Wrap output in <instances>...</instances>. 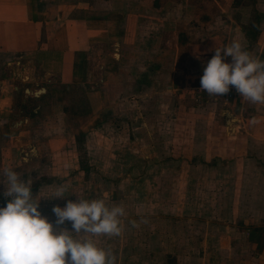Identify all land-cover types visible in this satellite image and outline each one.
Segmentation results:
<instances>
[{"label":"crops","instance_id":"crops-1","mask_svg":"<svg viewBox=\"0 0 264 264\" xmlns=\"http://www.w3.org/2000/svg\"><path fill=\"white\" fill-rule=\"evenodd\" d=\"M134 1L131 21L127 0H73L67 11L40 0H0V181L5 168L16 171L30 182L40 211L46 203L63 209L71 199L49 197L57 186H73L75 177L86 192L72 202L101 194L109 206L125 209L123 224L146 222L150 231L140 247L136 229L123 230L122 237L133 238L118 244L117 252L125 250L117 264H160L165 255L172 264H264V105L238 94L230 103L197 108L173 95L203 74L215 47L238 41L264 60V30L252 46L251 32L223 21L217 0ZM191 83L188 91L196 86ZM77 94L90 110L86 118L78 117ZM83 139L97 157L87 152L88 167L78 164ZM110 149L130 151L136 164L128 169ZM110 157L119 160L118 170L140 172L137 179L125 174L97 186L93 172L111 169ZM210 160L215 165H206ZM145 168L157 175L153 193L141 176ZM219 183L234 189L220 196L212 192ZM5 190L0 183L2 207ZM129 249L145 251L144 261L135 262Z\"/></svg>","mask_w":264,"mask_h":264},{"label":"clouds","instance_id":"clouds-1","mask_svg":"<svg viewBox=\"0 0 264 264\" xmlns=\"http://www.w3.org/2000/svg\"><path fill=\"white\" fill-rule=\"evenodd\" d=\"M227 58L231 63L224 62ZM200 86L212 97L227 94L233 86L244 101L264 105V60L254 58L238 41L215 47ZM3 176L0 183L8 202L0 208V264H117L113 251L99 247L94 238L122 235L123 207L109 206L103 198H78L63 209L52 208L54 226L38 211L30 182L10 168L3 170ZM67 191L66 186H57L49 198L63 199ZM65 222H71L73 231L60 227ZM130 223L138 227L135 221Z\"/></svg>","mask_w":264,"mask_h":264},{"label":"rangeland","instance_id":"rangeland-1","mask_svg":"<svg viewBox=\"0 0 264 264\" xmlns=\"http://www.w3.org/2000/svg\"><path fill=\"white\" fill-rule=\"evenodd\" d=\"M41 1V4H51V5H56L61 11H67V9L73 5V0H40ZM82 1H89V2H95L97 4H102L104 3L105 1H108V0H82ZM163 1V0H162ZM194 1V0H192ZM127 2H130V8H132L134 11H132L130 13V20L132 21L133 19H135V16L134 15V12H135V1L134 0H127ZM209 2H212V0H207V4ZM218 3H220L222 5V19L224 22H235L237 23L238 25L242 26V29L244 30H250L251 31V36H252V39H253V44H251L252 46L256 44V36H259L262 32V30H264V26L263 25H256L255 24H259V22H263L264 21V17L262 16V12H259L257 9H259L260 11L264 10V0H217ZM211 3H209L208 5H210ZM161 9H163L161 7ZM160 9V11H161ZM220 10V9H219ZM160 15H161V12H160ZM197 15V13H193L192 17L195 18V16ZM191 24L193 25V27H197V24L194 22V20H192ZM236 26V25H235ZM163 27H165V31L167 33H173L171 31H173L172 29V26H169V25H164ZM183 30V29H182ZM193 35V33H192ZM96 54H98V51H94L92 53L93 57L94 58H97ZM203 74H195L193 75L194 77L193 78H190V81H189V78H188V82H186L182 87V89H178L176 91L173 92V95H175V100L174 101H181V102H184V101H187V100H190L194 105L198 107H203L205 106L206 104L212 102V103H215L216 102H220L219 99H216L217 97H212V96H209L206 92H202V96L198 93V89L197 87L200 86V78ZM191 79H194L193 82L191 83ZM191 83L192 86L196 85L195 87L191 88L192 91H188L186 89V86H189V84ZM188 84V85H187ZM79 92V91H78ZM77 93V92H76ZM78 95V100L77 102L82 104L79 106V114H78V117L79 119H82V118H86L90 112L89 108L87 105H85L83 102L84 101V98H83V94H77ZM218 97H222V96H218ZM236 98H238V93L236 95ZM70 99V98H69ZM230 103V102H229ZM171 116H174V114H170ZM79 119L77 120L79 122ZM85 141L83 139V141L81 140V143H80V147H81V150L80 151H76L77 154H78V164L80 165V167H88L89 165V158L87 156V154H91L94 158H95V152L94 151H86V147H84ZM110 152L112 155H115L116 157L117 156H120L122 155V157H119L120 159L122 160H125V163L128 167V169L131 167V166H134L136 164V157L131 155L130 154V151H112V149H110ZM88 152V153H87ZM141 155H146V156H152V151H140V156ZM198 158V157H197ZM96 159L97 157L95 158V162H96ZM101 158H99L98 160H101ZM141 160V158H140ZM164 158L163 156H160V158H156V161H163ZM144 162V161H143ZM146 162V160H145ZM194 162H197V164H203L202 161H199L200 163H198V161H192V163ZM118 163H119V160L117 158H114V157H110V159L107 161V165L111 167V169H109V167L107 168L108 171H100V172H97L96 170L93 172L95 173V179L97 182L95 183L97 186L101 187L100 184L105 182L108 184L107 185H111L112 183L113 184H116L117 183V180L118 178L120 179H124L125 177V174H131L132 175V180L135 178V176L138 175V173L140 172H132V169H130V171H125L126 169L121 168L118 170ZM208 164V166H211V165H215V162L213 160H210L209 163L206 162V165ZM105 166V165H104ZM102 166V167H104ZM146 166V165H144ZM92 168V166H89V169ZM216 168L218 169L215 176H219L221 175V173H219L220 171V168L218 165L216 166ZM208 171H212V170H208ZM89 172H91V170H89ZM210 174V175H209ZM207 174V178H209L210 176H212L211 173ZM145 175L146 176V182H148V185L150 186V189L152 191V193L154 192V186H155V180H156V176L157 175H153V173L151 172V169H147L146 168L142 171V175L143 176ZM75 180L73 186H70L68 187V191L65 193V196L64 199L66 200L67 198L73 199V196L77 194V192H80L81 195H83L86 191L83 190L81 188L82 184L84 183H81L80 180H76L77 178H73ZM81 179V177L79 178ZM137 179V178H135ZM218 180V179H217ZM79 181V182H78ZM203 182V181H202ZM238 182V180H237ZM80 183V184H79ZM232 182H229V184H231ZM236 183V181L234 182V184ZM104 184V183H103ZM213 184V182H212ZM211 182H207L206 184V187H209L210 185H212ZM105 185V184H104ZM141 184H140V190H139V197L142 198V199H148L149 196H148V193L147 192H142L141 191ZM229 188V189H228ZM183 189V188H182ZM186 189V188H185ZM234 189L233 187H228V184H223V183H219L217 184V187H212V192H215V191H219L221 192V195L220 196H223L222 193H225L229 190H232ZM100 190L102 191V189L100 188ZM238 192V189L236 190V193ZM47 195H49V192L47 193ZM96 196H99L100 198L102 197L101 194H97ZM115 197L117 198V194L115 195ZM105 198L107 199V196H105ZM206 199V198H205ZM210 201V200H208ZM192 204V203H191ZM66 204H63V208L65 207ZM116 205V204H115ZM57 205H54L52 203H46V206L44 208V205H41V209L40 211L41 212H44L46 215L49 216H54V213L52 212V208L53 207H56ZM237 206V204L235 205V207ZM257 205L255 204L254 207H256ZM245 205H242V207H240V211L243 215H246L247 211H245ZM0 208H2V206H0ZM247 210V209H246ZM38 211H39V206H38ZM39 211V212H40ZM237 211V209H236ZM139 211L137 210V214L139 215ZM48 220V219H47ZM137 221V219H134V221ZM50 223H55V220L53 219V217L48 220ZM135 221V222H136ZM242 221V220H241ZM240 221V222H241ZM140 222V221H139ZM138 222V223H139ZM251 222V221H249ZM256 223V221H253ZM258 224H261V222H259ZM63 229H66L68 231H73L72 229V226H71V222H65V224L63 225L62 227ZM128 228V229H127ZM136 229V246L137 247H140V244L138 241H143L146 237V233H149L148 231L146 230H149L150 231V226H147L146 222H142L141 226H139L138 224V227H132L131 223L129 221H126L125 224H123V230H129V229ZM130 238H133V236L131 237H113V238H107V237H97V238H94L97 243H98V246L99 247H103L104 245H107V248H110L113 253L116 255L117 257V260H118V255H120L121 257L124 255V248L121 250V251H116L120 246H118V244H124V241H126V243H130L132 242ZM121 242V243H120ZM142 246V244H141ZM121 248V247H120ZM134 249V248H133ZM130 251L128 252L129 254H132L130 255L132 257V259H134L135 262L138 261V259L140 258L141 261H144L143 260V256H144V252L143 253H138L136 251L132 252L131 249H129ZM67 255V254H66ZM161 262L160 264H172L173 262V259L171 256H168V255H165V256H162V257H158ZM144 264H147L146 261L143 262ZM136 264V263H134ZM159 264V263H157Z\"/></svg>","mask_w":264,"mask_h":264},{"label":"built area","instance_id":"built-area-1","mask_svg":"<svg viewBox=\"0 0 264 264\" xmlns=\"http://www.w3.org/2000/svg\"><path fill=\"white\" fill-rule=\"evenodd\" d=\"M200 87L201 86L197 87V89L199 91L198 93L202 96L203 95L202 94L203 91H200ZM229 87H230V91L227 94L221 95L222 96L221 98L217 97L216 99H219L221 102H224L226 104L231 102V101H233V100H235L237 92L235 91L233 86H229Z\"/></svg>","mask_w":264,"mask_h":264},{"label":"trees","instance_id":"trees-1","mask_svg":"<svg viewBox=\"0 0 264 264\" xmlns=\"http://www.w3.org/2000/svg\"><path fill=\"white\" fill-rule=\"evenodd\" d=\"M247 33H250L251 31L250 30H248V31H246ZM87 168H84L83 170H86Z\"/></svg>","mask_w":264,"mask_h":264}]
</instances>
